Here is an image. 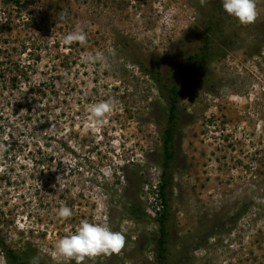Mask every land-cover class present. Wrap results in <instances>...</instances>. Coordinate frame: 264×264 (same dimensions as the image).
<instances>
[{"label":"rangeland","instance_id":"obj_1","mask_svg":"<svg viewBox=\"0 0 264 264\" xmlns=\"http://www.w3.org/2000/svg\"><path fill=\"white\" fill-rule=\"evenodd\" d=\"M203 30L201 70L180 83L164 264H264V0H0L6 245L48 264H157L163 84Z\"/></svg>","mask_w":264,"mask_h":264},{"label":"trees","instance_id":"obj_2","mask_svg":"<svg viewBox=\"0 0 264 264\" xmlns=\"http://www.w3.org/2000/svg\"><path fill=\"white\" fill-rule=\"evenodd\" d=\"M219 11L215 20L220 17L222 9L220 6L216 7ZM215 15H213L214 17ZM213 17L206 21L204 29H210L214 24ZM208 35L204 30L200 36V45L198 50L189 56L188 59L181 65L180 79L176 83L165 86L164 99L166 102V120L160 135V161H159V180L156 187V198L159 202V209L155 212V221L157 224V236L154 242L153 258L157 261V264H164L166 261L164 257L165 243L167 231L165 228V218L168 212L166 188L171 180V162L173 159V134L174 126L177 118V101L182 93L185 92L186 87H183L180 83H184L187 87H191L202 67L203 58H205L208 47ZM149 78L156 84L162 80V75L156 69L154 72H146ZM126 213L134 220L140 219L145 216L144 210L139 206V203L132 197H127ZM0 252L5 259L6 264H48L35 256L31 249L23 248L14 250L6 243L0 236Z\"/></svg>","mask_w":264,"mask_h":264}]
</instances>
